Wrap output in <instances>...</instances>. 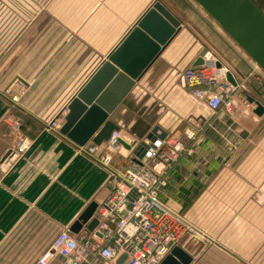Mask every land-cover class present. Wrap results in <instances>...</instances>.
I'll list each match as a JSON object with an SVG mask.
<instances>
[{
	"label": "crops",
	"instance_id": "crops-1",
	"mask_svg": "<svg viewBox=\"0 0 264 264\" xmlns=\"http://www.w3.org/2000/svg\"><path fill=\"white\" fill-rule=\"evenodd\" d=\"M157 3L179 22L180 30L135 82L109 122L130 143L137 144L147 142L156 127L167 137L183 141L188 129L203 131L209 125L214 131L221 130L222 126L209 122L211 111L206 104L192 98L180 83L181 75L196 68L203 55H214L215 35L223 38L194 0H0V38L11 36L7 49L15 51L10 60L0 62V264H34L66 229L77 239L91 233L88 225L113 191L110 172L79 152L81 147L69 138L45 128L67 110ZM143 59L141 55L129 57L126 63L137 68ZM250 63L239 56V62L228 67L237 84L256 74ZM17 82L25 83L27 92L14 103L9 91ZM117 87L107 96L106 104L117 96L121 86ZM243 93L238 90L239 102ZM243 98L250 103L248 97ZM254 110L251 121L264 120V112L258 116ZM200 118L209 123L200 126L195 122ZM186 119L193 124L189 126ZM13 122L20 123L22 133L34 146L9 167ZM224 125L227 130L231 127V132L236 128ZM241 131L239 126L235 132ZM208 135L206 141L201 134L204 143L200 146L206 144L201 153L207 155L219 147V140ZM124 143L112 163L117 172L136 157V148L129 150L133 146ZM193 156L180 159L176 170L180 181L165 189L161 202L168 192L190 194L185 168L201 166L206 159ZM249 156L229 154L226 163L238 168ZM198 175L193 174L195 181ZM242 206L247 211L248 204ZM87 212L88 219L81 220Z\"/></svg>",
	"mask_w": 264,
	"mask_h": 264
},
{
	"label": "built area",
	"instance_id": "built-area-1",
	"mask_svg": "<svg viewBox=\"0 0 264 264\" xmlns=\"http://www.w3.org/2000/svg\"><path fill=\"white\" fill-rule=\"evenodd\" d=\"M229 69L213 56H205L203 65L186 70L180 77L182 88L192 98L206 104L213 113L224 112L239 118L252 108L248 100L236 99L243 84L234 86L228 80ZM237 83V82H236ZM27 85L17 82L9 91L14 103L26 95ZM68 110L52 118L45 130L60 133L66 123ZM12 152L8 166L21 160L34 146L24 136L19 122L11 124ZM200 128L188 129L186 141L166 137L154 143L140 159L138 156L122 171L112 169L122 142L130 143L120 130L114 131L102 145H86L81 153L97 161L110 172L113 191L94 217L95 229L77 239L70 230L62 231L50 248L34 264H162L179 246L187 233L188 224L178 213L160 201L169 186L168 175L180 159L196 154L204 140ZM133 148L140 144L130 143ZM103 147V148H102ZM133 150V149H132Z\"/></svg>",
	"mask_w": 264,
	"mask_h": 264
},
{
	"label": "rangeland",
	"instance_id": "rangeland-1",
	"mask_svg": "<svg viewBox=\"0 0 264 264\" xmlns=\"http://www.w3.org/2000/svg\"><path fill=\"white\" fill-rule=\"evenodd\" d=\"M257 5L264 10V0H257ZM215 25L223 38L215 35L213 56L224 62L226 68L232 62H239V56L252 62L216 23ZM10 39L11 36L0 38V62L10 60L15 53L7 49ZM250 64L256 74L243 80L245 90L241 99L245 100L243 97L246 96L264 109V72L254 63ZM239 97L236 99L239 100ZM251 107L249 115L239 119L242 121L234 120L238 118L231 120L224 112H210L209 122L222 126L221 130L216 128L214 131V128L207 125L203 131L200 128V135L208 141L210 139L207 135L211 133L209 138L219 140V147L212 148L214 153L209 154L208 159L209 155L201 153L206 144L197 148L196 155H184L182 159H191L192 156L206 158L201 166L196 165L194 168L190 164L189 169L185 168L186 178L191 184L190 194L185 193L186 197L185 194L168 192L163 197L162 203L183 217L188 224L187 233L179 248L192 259L190 264H264V162H261L264 160L261 158L264 155V120L251 121L252 111L254 108L256 110V106L252 104ZM186 122L189 126L193 124L189 119ZM195 122L200 126L209 123L202 118ZM224 123L236 128L231 132V127L227 130ZM239 126L242 131L235 132ZM229 154L250 156L241 167L232 169L226 163ZM180 162L169 172V185L180 181L177 180L176 172ZM197 172L199 178L195 181L193 174H198ZM245 202L248 204L247 211L242 206Z\"/></svg>",
	"mask_w": 264,
	"mask_h": 264
},
{
	"label": "water",
	"instance_id": "water-1",
	"mask_svg": "<svg viewBox=\"0 0 264 264\" xmlns=\"http://www.w3.org/2000/svg\"><path fill=\"white\" fill-rule=\"evenodd\" d=\"M194 2L264 72V12L257 3L254 0H194ZM179 30V22L161 4H155L109 61L69 104L66 123L60 133L80 147H85L89 143L102 145L107 142L111 134L119 130L109 122L110 116ZM127 55L130 59L140 55L145 59L140 67L134 68L126 63L129 62L127 60L129 57L126 59ZM205 56L206 54L198 60L196 67L203 65ZM228 80L236 86V80L231 72L228 74ZM117 86H121L117 96L106 104L107 96L111 95ZM250 103L256 106L254 113L262 116L264 109L254 100H250ZM166 137L167 134L156 127L147 137V142L154 143L157 138ZM122 145L125 143L122 142ZM132 148L128 147L129 150ZM148 148L146 142L141 143L134 153L141 159ZM89 214L90 212H87L81 220H87ZM96 226L97 220L94 219L87 228L92 232ZM191 261L192 259L178 246L162 264H190Z\"/></svg>",
	"mask_w": 264,
	"mask_h": 264
},
{
	"label": "trees",
	"instance_id": "trees-1",
	"mask_svg": "<svg viewBox=\"0 0 264 264\" xmlns=\"http://www.w3.org/2000/svg\"><path fill=\"white\" fill-rule=\"evenodd\" d=\"M257 3V0H254ZM259 6V5H258ZM259 8L264 12V10L259 6Z\"/></svg>",
	"mask_w": 264,
	"mask_h": 264
}]
</instances>
